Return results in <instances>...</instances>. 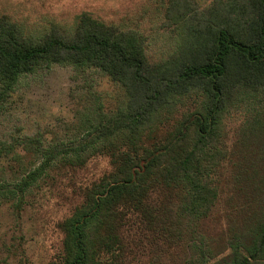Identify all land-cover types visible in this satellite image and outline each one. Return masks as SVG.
I'll use <instances>...</instances> for the list:
<instances>
[{
    "label": "trees",
    "instance_id": "obj_1",
    "mask_svg": "<svg viewBox=\"0 0 264 264\" xmlns=\"http://www.w3.org/2000/svg\"><path fill=\"white\" fill-rule=\"evenodd\" d=\"M167 13L183 42L154 63L139 32L88 13L72 35L54 29L36 39L0 18V109L23 76L53 63L98 70L126 96L112 110L93 106L78 138L45 146L39 134L27 137L0 180V203L18 206L50 168L70 173L92 156L109 159L110 171L61 221L55 264H121L123 230L135 223L165 237L166 248L182 245L179 264H264V0L204 10L169 0ZM232 108L243 118L227 148L222 122ZM210 219L225 230L212 236Z\"/></svg>",
    "mask_w": 264,
    "mask_h": 264
},
{
    "label": "rangeland",
    "instance_id": "obj_2",
    "mask_svg": "<svg viewBox=\"0 0 264 264\" xmlns=\"http://www.w3.org/2000/svg\"><path fill=\"white\" fill-rule=\"evenodd\" d=\"M189 2L204 10L219 0ZM168 5L169 0H0V18L36 39L54 29L72 35L79 16L88 13L119 29L139 32L154 63L167 60L183 42L182 25L175 15H168ZM125 97L119 84L93 68L77 70L71 64L53 63L23 76L0 109V180L13 174L14 154L25 153L27 137L39 134L45 146L78 138L93 106L102 102L105 111L112 110ZM242 118L236 108L227 112L222 122L224 147L232 145ZM110 169L109 159L101 155L70 173L50 168L52 177L32 187L18 206L14 200H3L0 264H55L64 238L61 221L80 201L81 190ZM150 201L159 202L155 194ZM211 219L205 227L212 236L225 230L224 220L216 224ZM137 227L135 223L123 230L127 249L121 264H179L173 255L182 245L166 248L165 237Z\"/></svg>",
    "mask_w": 264,
    "mask_h": 264
}]
</instances>
